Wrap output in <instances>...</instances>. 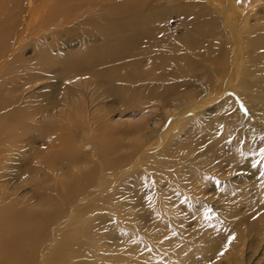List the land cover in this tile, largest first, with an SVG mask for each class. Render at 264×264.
I'll return each instance as SVG.
<instances>
[{"label": "bare ground", "instance_id": "obj_1", "mask_svg": "<svg viewBox=\"0 0 264 264\" xmlns=\"http://www.w3.org/2000/svg\"><path fill=\"white\" fill-rule=\"evenodd\" d=\"M30 1L0 0V264H197L236 250L241 208H264V0L247 15L236 0H51L34 31ZM63 33L82 47L54 53ZM85 96L140 121L112 124ZM238 172L261 183L214 192ZM214 194L216 214L201 204Z\"/></svg>", "mask_w": 264, "mask_h": 264}, {"label": "rangeland", "instance_id": "obj_2", "mask_svg": "<svg viewBox=\"0 0 264 264\" xmlns=\"http://www.w3.org/2000/svg\"><path fill=\"white\" fill-rule=\"evenodd\" d=\"M29 1L30 0H25V5L27 7H29V5H28ZM49 2L51 3V0H31L30 1V4L32 6H34V9H35V11H34V13H35L34 17L35 18L33 19L34 24H32L30 26V29L33 27L31 29V31L36 30V28H37V26H39L42 18H44V15L47 13V10H48V8L50 6ZM236 2H237V5L239 4V5H242L243 7H245V12L244 13H245V15H247L249 10H250V7L252 5H256V3H258L259 1L258 0H236ZM34 20L37 23H35ZM170 26H171V28H173L175 30H178L179 24L174 22V18H172L171 21H170ZM47 31H49V32L46 33L47 37L45 38V40L49 44L53 43V39H52L53 38V34H51L50 30H47ZM33 38H34V40H33ZM77 38H78L77 34L75 35V33H73V34H69V33L68 34H66V33L64 34L63 33V35H59L57 37V39H56L57 42L55 43L56 44L55 45V50L56 49L57 50L56 51L54 50V53H59L60 54V52L64 53V52H66L68 50H72V49L74 50V48L78 49V48L82 47L81 44L79 43V41L77 40ZM29 42H30V44H29ZM34 42H35V35L34 34L29 35L28 38L26 37V40L23 43L24 47H22L21 50H20L21 53H22V57L23 58H25V59L29 58V60H31V59L33 60L34 59V55H35ZM77 43H78V45H77ZM3 66H1V68H0V75L1 76L3 74ZM85 97L83 98V102L87 106L86 109L88 111H90V112H94L95 111L97 114L103 115V114H101L99 112L100 108H102L103 105H104V108H106V109L110 108V116L113 118V120L111 121L112 124L120 123V126L126 127L127 125H129L128 124L129 122H131V124L134 125V124L139 123V121H140L141 114L138 111H134L132 109H129V110L123 112V118L120 119V120H117L119 118V115H120V112H121V109H122V105H123L122 102H117L115 100L114 101L108 100L106 104L105 103L104 104H102V103L98 104L97 101H93L91 103V101H89L88 97H86V98ZM111 102H113V103L111 104ZM58 110L59 109H55V110H53V112L56 113ZM56 117L58 119V122L64 123V121H65L66 123H68L67 120H64L63 116L57 115ZM162 120H164V119H162ZM74 125H75V123L71 121V124H70V136L71 137L73 135L74 136H78L79 135V133L75 132V129L73 127ZM172 132H175V131H172ZM132 135L136 136L134 134H132ZM130 136L123 135V136H118V137L121 138V139L124 138L125 140H127L126 138L130 139L131 138ZM87 142L91 143V140L89 139V140H87ZM92 142H94V141L92 140ZM96 146L98 147L97 144L92 143V144H90V146H87L85 148V150L86 151H90L92 148H97ZM230 148H231L230 146H227L225 148V150L229 151ZM22 155H24V154H22ZM22 155L19 156V158L21 159L20 162L18 160H16V164L19 163L18 166H17V174H19L18 178H22L24 176V170H25V167H26L25 162L27 160H25L24 159L25 157L22 156ZM224 168H226L227 171L230 170V166H228V168H227V166H225ZM232 174L229 175V177L226 176L227 177L226 181H223L221 179H216V180L213 179V181H212L213 186H216V189H215L214 192H216V193L223 192V189L225 187H229V188L232 187L233 184H231V181H230L231 178H233L234 180L238 179V195L240 194L241 191H244V192L252 191L254 189L253 186L256 183H261V181H255L254 177L247 176L246 174H242V173L240 174L239 172L237 174H235V173H232ZM232 188H234V187H232ZM143 191H144V194L146 196L157 195L156 192L153 191L150 188V186L144 187ZM219 196H220V194H214L211 198H209L210 201H212L213 203H211V202L207 203V201H201L202 202L201 204H203L206 207H208V209H209L208 211L210 213L216 214L214 209H216L217 211H221L220 204H222V200L221 199L219 200ZM200 209H201V207H197L196 208V210H200ZM241 212H242V214L239 213V215H238V219H240L239 223H241L242 220L244 221V223L241 226L239 225V228H238V241L240 243L238 248H236V250L235 249L232 250L231 246L226 244L225 245L226 246L225 249L226 250H230V251H226V254H224L219 259L220 262L218 260L217 261L216 260H212L210 262H198L197 264H264V240L262 241V239H260L261 237L264 236V232L262 231L260 233V235L255 236V238L253 239L254 240V242H253L251 240L254 237V234L250 233L251 228L249 227L250 224H251L253 226V228H254V226L257 225V223H260V221L262 219V214L264 213V208L262 210L263 213L261 214L258 211L256 203L253 201L251 205L241 208ZM231 220H232V218L230 219V221ZM262 220H264V218ZM192 221H194V218L191 217L190 218V223ZM193 226H194V224H189V228H187L188 230H190V233L193 232ZM195 231H196V229L194 230V232ZM200 232H202V230ZM208 233H205L203 235L205 237V242L212 243L215 240V236H216L217 232L214 235L213 234H208ZM231 236L229 235V236L225 237L223 239V240H225L224 243H227ZM206 253H204V255Z\"/></svg>", "mask_w": 264, "mask_h": 264}]
</instances>
